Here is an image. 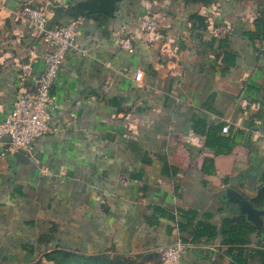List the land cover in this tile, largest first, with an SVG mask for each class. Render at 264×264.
<instances>
[{"label":"crops","instance_id":"1","mask_svg":"<svg viewBox=\"0 0 264 264\" xmlns=\"http://www.w3.org/2000/svg\"><path fill=\"white\" fill-rule=\"evenodd\" d=\"M46 1L0 0V119L21 68L37 71L46 52L15 12ZM77 1L58 0L50 22L60 8L70 21ZM76 41L52 88L53 131L31 146L52 176L0 160V264L49 252L160 264L175 242L191 264H260L264 241L223 194L264 185V0H121L113 16H84Z\"/></svg>","mask_w":264,"mask_h":264},{"label":"built area","instance_id":"2","mask_svg":"<svg viewBox=\"0 0 264 264\" xmlns=\"http://www.w3.org/2000/svg\"><path fill=\"white\" fill-rule=\"evenodd\" d=\"M58 0H48L40 6L24 5L15 12L16 17L25 21L46 45V52L40 60V69L29 71L21 68L17 78L23 87L15 96L10 110L0 119V160L14 152L26 154L35 164L40 176L50 178L51 171L32 152V143L41 136L52 132L49 122L56 108L52 93L54 83L63 68V61L70 51H79L76 35L82 26L84 16H75L65 23L50 24L52 5ZM157 22L150 11L140 14L139 26L144 32L153 34ZM120 47L133 52L132 39L124 37ZM143 72L135 71L134 79L140 81ZM228 131V126L222 128ZM185 245L181 242L164 246L159 251L160 264H191L183 259Z\"/></svg>","mask_w":264,"mask_h":264},{"label":"water","instance_id":"3","mask_svg":"<svg viewBox=\"0 0 264 264\" xmlns=\"http://www.w3.org/2000/svg\"><path fill=\"white\" fill-rule=\"evenodd\" d=\"M121 0H80L71 6L69 14L74 16L107 17L113 16L117 10V4ZM12 157L15 161L30 162L29 157L21 152H14ZM264 192V185L258 190L257 197H248L242 192L232 188L224 190L223 199L238 214L244 216L255 225L262 226L264 209L255 207L254 202Z\"/></svg>","mask_w":264,"mask_h":264},{"label":"trees","instance_id":"4","mask_svg":"<svg viewBox=\"0 0 264 264\" xmlns=\"http://www.w3.org/2000/svg\"><path fill=\"white\" fill-rule=\"evenodd\" d=\"M65 12L62 10V8L60 9H57L56 12H55V17L53 19V22H50V24H53V23H59V18L61 15H63ZM65 15V14H64ZM72 15V14H71ZM75 16L72 15V18H74ZM51 21V20H50ZM61 23V22H60ZM261 201L264 200V194L262 195ZM259 200V201H260ZM229 209H232L231 207H228ZM234 210V209H233ZM232 210V211H233ZM234 212V211H233ZM243 218V217H242ZM254 230V233H256L258 235V237L264 241V228L263 226H256L254 225V227H252V231ZM211 236V234L209 235ZM259 244H261V242H259ZM260 254H261V263L260 264H264V251H260ZM71 255L69 253H66V252H49L47 253L45 256H44V260H49V261H52L54 264H58V263H68V264H85L84 261L80 262V261H76L75 259V262H71ZM41 262V260L35 262L36 264ZM239 262H241V260H239ZM34 263V264H35ZM240 264V263H239Z\"/></svg>","mask_w":264,"mask_h":264},{"label":"rangeland","instance_id":"5","mask_svg":"<svg viewBox=\"0 0 264 264\" xmlns=\"http://www.w3.org/2000/svg\"><path fill=\"white\" fill-rule=\"evenodd\" d=\"M37 264H54V263L52 261H49V260H41V262H39ZM58 264H65V263L62 262V263H58ZM66 264H68V263H66Z\"/></svg>","mask_w":264,"mask_h":264}]
</instances>
